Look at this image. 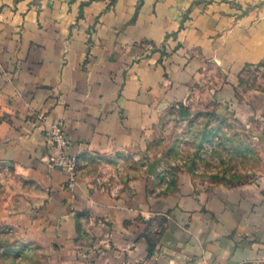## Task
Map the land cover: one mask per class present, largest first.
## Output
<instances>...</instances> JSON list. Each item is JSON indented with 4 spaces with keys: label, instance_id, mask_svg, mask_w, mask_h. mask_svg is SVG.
Returning a JSON list of instances; mask_svg holds the SVG:
<instances>
[{
    "label": "crops",
    "instance_id": "0c3cea01",
    "mask_svg": "<svg viewBox=\"0 0 264 264\" xmlns=\"http://www.w3.org/2000/svg\"><path fill=\"white\" fill-rule=\"evenodd\" d=\"M263 63L264 0H0V164L33 181L41 205L21 223L63 244L69 264H126L153 247L165 264H264V178L200 191L182 172L158 194L140 178L115 190L78 177L69 190L45 163L53 122L78 158L139 151L205 75L222 76L210 89L221 104ZM158 216L152 242L143 217Z\"/></svg>",
    "mask_w": 264,
    "mask_h": 264
},
{
    "label": "rangeland",
    "instance_id": "374dc122",
    "mask_svg": "<svg viewBox=\"0 0 264 264\" xmlns=\"http://www.w3.org/2000/svg\"><path fill=\"white\" fill-rule=\"evenodd\" d=\"M259 68L243 69L233 98L221 104L213 99L210 89L221 83L222 76L205 75L191 100L164 109L145 148L76 157L77 178L115 190L140 178L149 181L158 194L173 192L182 172L200 191L260 181L264 178V103L258 97L264 91V72ZM38 116L31 117L38 120ZM48 156L47 168L55 170L49 167ZM74 187L66 183L67 189ZM38 194V187L23 173L0 164V264H69L63 244L39 241L20 221L27 213L35 215L34 210L41 206L35 202ZM85 218L103 223L92 216ZM143 219L155 242L165 229V217ZM153 248L146 258L126 264H165L158 255L153 256Z\"/></svg>",
    "mask_w": 264,
    "mask_h": 264
},
{
    "label": "built area",
    "instance_id": "2783aa9c",
    "mask_svg": "<svg viewBox=\"0 0 264 264\" xmlns=\"http://www.w3.org/2000/svg\"><path fill=\"white\" fill-rule=\"evenodd\" d=\"M38 116V120L42 121ZM46 139L51 149L48 165L52 169H60L67 175L68 186L74 187L77 180V158L69 152L70 141L66 134V127L62 121L50 124L46 131Z\"/></svg>",
    "mask_w": 264,
    "mask_h": 264
}]
</instances>
